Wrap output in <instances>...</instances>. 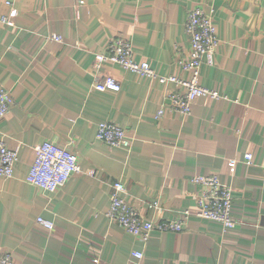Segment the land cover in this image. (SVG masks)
I'll return each instance as SVG.
<instances>
[{
  "label": "crops",
  "instance_id": "0c3cea01",
  "mask_svg": "<svg viewBox=\"0 0 264 264\" xmlns=\"http://www.w3.org/2000/svg\"><path fill=\"white\" fill-rule=\"evenodd\" d=\"M195 6L218 29L200 83L220 98L201 97L184 115L171 106V93L183 90L176 84L109 63L94 68L95 55L123 36L136 61L188 79L179 61L189 55ZM15 8L14 27L0 22V87L15 100L0 132L18 152L14 176L0 177V252L17 264H264V0H17ZM7 14L0 0V19ZM108 75L120 91L93 88L96 76ZM103 121L122 126L132 146L99 141ZM46 141L75 153L82 168L53 193L26 181L34 147ZM199 175L232 188L235 228L193 215L184 230H155L143 241L106 216L116 181L146 218L157 217L154 201L161 220L196 213Z\"/></svg>",
  "mask_w": 264,
  "mask_h": 264
},
{
  "label": "built area",
  "instance_id": "2783aa9c",
  "mask_svg": "<svg viewBox=\"0 0 264 264\" xmlns=\"http://www.w3.org/2000/svg\"><path fill=\"white\" fill-rule=\"evenodd\" d=\"M17 0H5L9 14L1 17L0 22L14 27ZM187 33L190 36V51L188 58L179 61L183 70L190 73L188 79L176 76H159L149 62H138L135 59L134 46L130 40L118 36L111 40L104 53L95 55L94 68L99 72L105 63L114 64L125 70L134 72L144 77L158 79L162 84H176L182 91L173 92L170 95L171 106L178 112L187 115L191 113L193 103L201 97L220 98V94L203 87L200 83L202 67L205 57L215 54L220 39L218 29L214 23L212 13L203 6H195L189 11L186 24ZM52 39L62 42L63 37L55 34ZM93 88L99 91H120L121 84L117 78L108 75L102 79L96 76ZM15 100L12 93L0 87V122L9 114ZM160 109L157 118L164 114ZM97 139L110 147L132 146V138L127 131L116 122L103 121L98 124ZM35 158L32 167L26 176V181L49 193L56 192L65 186L73 175L82 172L78 156L65 147L46 141L34 147ZM18 161V152L9 148L0 132V177L10 179L14 176L15 166ZM244 162L251 165L253 154L246 153ZM231 163L237 164L233 159ZM193 182L202 186L197 198V211L192 213L185 210L170 220H161L164 209L160 202H151L149 207L154 211L156 218H146L126 199V186L121 181L112 185L111 205L106 216L118 223L128 233L147 241L155 230L161 232H180L185 229L189 218L196 215L200 218L217 221L223 224L225 230L236 227L237 220L233 214L232 188L221 182L217 175L195 176ZM37 224L47 230L54 229V222L43 217L37 219ZM138 259L144 257L140 251L132 252ZM0 264H17L11 252H0Z\"/></svg>",
  "mask_w": 264,
  "mask_h": 264
}]
</instances>
